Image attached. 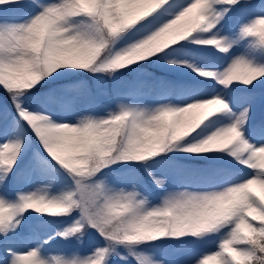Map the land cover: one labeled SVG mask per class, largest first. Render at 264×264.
Instances as JSON below:
<instances>
[{
	"label": "snow or ice",
	"instance_id": "6c2138e0",
	"mask_svg": "<svg viewBox=\"0 0 264 264\" xmlns=\"http://www.w3.org/2000/svg\"><path fill=\"white\" fill-rule=\"evenodd\" d=\"M0 90V264H264V0H0Z\"/></svg>",
	"mask_w": 264,
	"mask_h": 264
},
{
	"label": "rangeland",
	"instance_id": "374dc122",
	"mask_svg": "<svg viewBox=\"0 0 264 264\" xmlns=\"http://www.w3.org/2000/svg\"><path fill=\"white\" fill-rule=\"evenodd\" d=\"M216 238H213L210 241L205 242L203 245L197 246V251L213 252L216 250Z\"/></svg>",
	"mask_w": 264,
	"mask_h": 264
},
{
	"label": "trees",
	"instance_id": "16d2710c",
	"mask_svg": "<svg viewBox=\"0 0 264 264\" xmlns=\"http://www.w3.org/2000/svg\"><path fill=\"white\" fill-rule=\"evenodd\" d=\"M0 91H1L2 94L4 95L5 99L8 101V97H7V95H6L2 90H0Z\"/></svg>",
	"mask_w": 264,
	"mask_h": 264
}]
</instances>
